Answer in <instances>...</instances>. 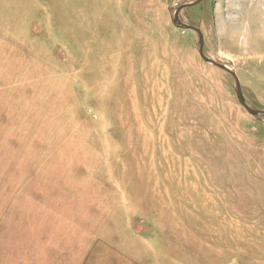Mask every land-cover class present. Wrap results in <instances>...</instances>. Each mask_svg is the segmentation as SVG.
<instances>
[{
	"label": "rangeland",
	"instance_id": "374dc122",
	"mask_svg": "<svg viewBox=\"0 0 264 264\" xmlns=\"http://www.w3.org/2000/svg\"><path fill=\"white\" fill-rule=\"evenodd\" d=\"M196 1L0 0V264H264V115ZM180 17L264 111V0Z\"/></svg>",
	"mask_w": 264,
	"mask_h": 264
},
{
	"label": "water",
	"instance_id": "95a60500",
	"mask_svg": "<svg viewBox=\"0 0 264 264\" xmlns=\"http://www.w3.org/2000/svg\"><path fill=\"white\" fill-rule=\"evenodd\" d=\"M202 0H198L196 1L195 3L193 4H189V5H184L182 7H180L177 12H176V15H175V20H176V23L178 25V27H180L181 29H185V30H191V31H194L198 34L199 36V39H200V55L201 57L208 63H211L213 64L214 66L222 69V70H225L226 72L230 73L236 80L237 82V94H238V100L240 102V104L247 110V112L252 115V116H261V115H264V111H261V110H254L252 108H250L243 100V94H242V88H241V85H240V81L237 77V75L235 73H233L232 71L228 70L226 67H224L223 65L221 64H218L216 62H214L213 60L207 58L204 54V36H203V33L201 32L200 28L194 26V25H191V24H187L185 22L182 21L181 17H180V13L182 12V10H184L185 8L187 7H193V6H196L197 4H199Z\"/></svg>",
	"mask_w": 264,
	"mask_h": 264
}]
</instances>
